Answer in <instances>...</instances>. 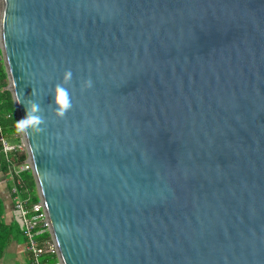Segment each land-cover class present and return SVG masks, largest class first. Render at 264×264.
I'll list each match as a JSON object with an SVG mask.
<instances>
[{
    "label": "water",
    "instance_id": "water-1",
    "mask_svg": "<svg viewBox=\"0 0 264 264\" xmlns=\"http://www.w3.org/2000/svg\"><path fill=\"white\" fill-rule=\"evenodd\" d=\"M0 58L60 264H264V0H0Z\"/></svg>",
    "mask_w": 264,
    "mask_h": 264
},
{
    "label": "trees",
    "instance_id": "trees-1",
    "mask_svg": "<svg viewBox=\"0 0 264 264\" xmlns=\"http://www.w3.org/2000/svg\"><path fill=\"white\" fill-rule=\"evenodd\" d=\"M6 85V75L0 60V139L4 144L10 145L13 144V141L16 142L13 136L17 134L15 128L17 119L11 95L5 89ZM25 158V154L20 155L16 149L4 152L0 141V185L4 191L3 197H0V258L8 241L20 236L11 214L14 196L17 195L19 200L25 202L27 206L37 202L30 171H16V165L20 164ZM11 182L15 187V195L11 192ZM45 236V234L41 237L39 236L38 239ZM54 261V256L46 255L41 260L43 263H52Z\"/></svg>",
    "mask_w": 264,
    "mask_h": 264
},
{
    "label": "built area",
    "instance_id": "built-area-1",
    "mask_svg": "<svg viewBox=\"0 0 264 264\" xmlns=\"http://www.w3.org/2000/svg\"><path fill=\"white\" fill-rule=\"evenodd\" d=\"M3 151H9L3 141L0 139ZM17 172L30 170L29 165L24 162ZM14 182V181H13ZM15 184V183H14ZM11 192L15 195V187L11 182ZM12 218L18 226L20 236L24 240L25 250L30 257V264H60L56 257V247L49 234L47 219L42 212L41 203L38 201L27 206L25 202L20 201L18 196L13 198V206L11 210ZM46 235L41 239L38 237ZM46 256H54L55 261L52 263H43L40 258Z\"/></svg>",
    "mask_w": 264,
    "mask_h": 264
},
{
    "label": "clouds",
    "instance_id": "clouds-1",
    "mask_svg": "<svg viewBox=\"0 0 264 264\" xmlns=\"http://www.w3.org/2000/svg\"><path fill=\"white\" fill-rule=\"evenodd\" d=\"M73 73L70 69L65 70L62 80L55 84L52 91L53 101L47 106L51 110L54 117L58 120L66 118L69 111L73 109L72 93H70L68 85L71 84ZM94 87V81L89 76L81 83V92L87 91ZM36 93L33 92V95ZM20 102L25 105V116L16 121L15 128L17 134L31 135L34 133H42L45 131L48 118L44 115L45 107L42 102L33 99Z\"/></svg>",
    "mask_w": 264,
    "mask_h": 264
},
{
    "label": "crops",
    "instance_id": "crops-1",
    "mask_svg": "<svg viewBox=\"0 0 264 264\" xmlns=\"http://www.w3.org/2000/svg\"><path fill=\"white\" fill-rule=\"evenodd\" d=\"M6 203V202H4ZM10 239L0 258V264H30V257L25 250L21 236Z\"/></svg>",
    "mask_w": 264,
    "mask_h": 264
},
{
    "label": "rangeland",
    "instance_id": "rangeland-1",
    "mask_svg": "<svg viewBox=\"0 0 264 264\" xmlns=\"http://www.w3.org/2000/svg\"><path fill=\"white\" fill-rule=\"evenodd\" d=\"M0 60H1V58H0ZM5 89L7 90V85H6V87H5ZM13 138H15L16 139V142H14L13 141V144H10V145H6L7 147H9L10 148V150H12V149H16L18 152H19V154L20 155H24L25 154V151H24V147H23V144H22V139H21V136H20V134H15L14 136H13ZM26 156V155H25ZM26 159V158H25ZM25 159L20 163V164H17L16 165V167H17V169H16V171H18V168H21L20 166H22L23 165V163L25 162ZM34 190H35V188H34ZM3 187L0 185V197H3ZM35 194H36V192H35ZM37 197V196H36ZM4 199V198H3ZM8 213H10V212H8ZM15 224H16V222L15 221H13ZM16 226H17V224H16ZM17 228H18V226H17ZM18 238H20L19 236H18ZM42 260V257L40 258V261Z\"/></svg>",
    "mask_w": 264,
    "mask_h": 264
}]
</instances>
